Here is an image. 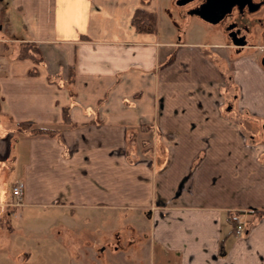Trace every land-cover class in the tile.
<instances>
[{
	"label": "crops",
	"instance_id": "0c3cea01",
	"mask_svg": "<svg viewBox=\"0 0 264 264\" xmlns=\"http://www.w3.org/2000/svg\"><path fill=\"white\" fill-rule=\"evenodd\" d=\"M138 8L155 12L154 30L134 26ZM0 10V160L10 188L23 183L21 204L11 197L0 213L47 241L18 236L22 264L64 255L58 232H45L100 208L128 215L133 260L150 246V264H264L257 59L161 26L157 0H0Z\"/></svg>",
	"mask_w": 264,
	"mask_h": 264
},
{
	"label": "rangeland",
	"instance_id": "374dc122",
	"mask_svg": "<svg viewBox=\"0 0 264 264\" xmlns=\"http://www.w3.org/2000/svg\"><path fill=\"white\" fill-rule=\"evenodd\" d=\"M186 7L187 5L180 6L176 4L175 0H157V12L160 15L161 26L164 25L163 21L166 20L168 22L169 20L174 25H179L182 29H186L185 36L190 39L195 38L210 42L223 38V40L227 41V38L219 33L221 30L219 25H207L206 22L197 16H191L188 20L182 19V16L188 17L187 15H189L185 14ZM253 128L255 130V138L264 142L260 125L254 122ZM7 170L8 167L3 169V163L0 160V202L8 201L12 197L9 186L11 176ZM7 206L17 207L18 205ZM61 220L55 221L52 227L45 232V239L50 238L52 241L55 240L52 237L56 238V233L58 232L57 243L66 248L64 255L61 253L59 257L50 256L52 261L55 260V264H150V246L136 247L135 251L137 250V252L134 251L136 253L135 260H133V254L130 257L128 255L133 252L129 236L132 235L133 237L136 231H127L125 238L122 237L121 231L130 222L127 214L118 212L115 209L100 208L88 214H77L75 218L76 224L67 225V220L62 216ZM144 232H146L145 228L141 230V233ZM139 234L136 237L146 241ZM18 236H24V243L26 239L29 242L33 240L39 243L47 242L39 239L42 238V233L28 230L25 223L22 221L17 222L12 214L7 216L0 213V264H22L17 258L18 253L22 249L20 244L17 243ZM69 236L70 238H68ZM117 245L119 249L118 247L117 249L115 248ZM141 246H143L142 243ZM49 248L52 249V244H50ZM27 249L32 252V249ZM127 249L129 250L126 251ZM117 250L118 252H116ZM119 255H125V257L121 259L122 257ZM49 260L44 255L36 254L35 256L32 255L23 264H54L49 262ZM65 261H69V263Z\"/></svg>",
	"mask_w": 264,
	"mask_h": 264
},
{
	"label": "flooded vegetation",
	"instance_id": "af4514ba",
	"mask_svg": "<svg viewBox=\"0 0 264 264\" xmlns=\"http://www.w3.org/2000/svg\"><path fill=\"white\" fill-rule=\"evenodd\" d=\"M175 1L180 6L187 5L185 14L196 15L207 24L219 25L220 33L227 38L226 42L232 52L240 53L246 50L262 64L264 60V0H182L179 3ZM226 2H229L227 8L224 7ZM195 8L209 17L217 16V14L222 16L212 22L199 16L198 13L190 12ZM260 128L264 138V122L260 124Z\"/></svg>",
	"mask_w": 264,
	"mask_h": 264
},
{
	"label": "trees",
	"instance_id": "16d2710c",
	"mask_svg": "<svg viewBox=\"0 0 264 264\" xmlns=\"http://www.w3.org/2000/svg\"><path fill=\"white\" fill-rule=\"evenodd\" d=\"M0 18H6L3 10H0ZM132 23L138 30H154L156 28V14L154 11H149L143 8H138L134 11L132 15ZM35 53L27 52V55H31L35 60H38L40 56L36 50H35ZM25 54H26L25 51H22V52H19L17 55L22 56ZM22 123H28L29 125H31L32 121L25 120L23 122H20L18 127H20V124ZM32 131L33 132H49L50 130L32 127Z\"/></svg>",
	"mask_w": 264,
	"mask_h": 264
},
{
	"label": "built area",
	"instance_id": "2783aa9c",
	"mask_svg": "<svg viewBox=\"0 0 264 264\" xmlns=\"http://www.w3.org/2000/svg\"><path fill=\"white\" fill-rule=\"evenodd\" d=\"M11 193L14 197L13 203L19 205L23 194V183L21 181H16L11 187ZM230 220L233 223L234 230L237 234L245 231L247 222L240 216L238 211L230 213Z\"/></svg>",
	"mask_w": 264,
	"mask_h": 264
},
{
	"label": "water",
	"instance_id": "95a60500",
	"mask_svg": "<svg viewBox=\"0 0 264 264\" xmlns=\"http://www.w3.org/2000/svg\"><path fill=\"white\" fill-rule=\"evenodd\" d=\"M181 1H182V0H177V3L181 2ZM228 6H229V2L224 3V7H225V8H227ZM221 11H222V10H221ZM221 11H220V12H221ZM190 12H191V13H192V12H194V13H198L199 16L203 17L204 19L210 20V21H212V22L218 20V19L222 16V14H217V16L209 17V16L203 14V13H202L201 11H199L197 8L192 9V11H190ZM220 12H218V13H220ZM262 64H264V60H263Z\"/></svg>",
	"mask_w": 264,
	"mask_h": 264
}]
</instances>
